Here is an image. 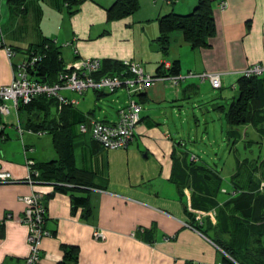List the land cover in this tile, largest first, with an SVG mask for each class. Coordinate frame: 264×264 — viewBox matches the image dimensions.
<instances>
[{
    "label": "crops",
    "instance_id": "0c3cea01",
    "mask_svg": "<svg viewBox=\"0 0 264 264\" xmlns=\"http://www.w3.org/2000/svg\"><path fill=\"white\" fill-rule=\"evenodd\" d=\"M115 2L0 0V88L12 84L15 64L46 44L57 56L46 62L45 76L32 75L39 81L57 83L84 58L134 60L152 75L178 60L184 76L220 73L222 88L198 78L175 88L156 82L139 97L141 122L126 151L106 150L91 136L92 120L114 124L125 108L104 105L108 91H62L77 104L46 102L33 115L42 135L20 137L7 120L14 113L23 126L9 102L10 114L0 117V173L13 183H0V264H27L22 199L35 192L52 234L42 241L40 264H264V77L252 121L231 127L226 118L241 73L264 67V0H214L216 32L207 45L193 49L174 32L167 51L151 50L159 20L190 14L199 0H138L137 12L111 19ZM6 48L17 52L12 61ZM25 148L37 163L58 162L54 182L26 181ZM96 231L106 240H96Z\"/></svg>",
    "mask_w": 264,
    "mask_h": 264
},
{
    "label": "built area",
    "instance_id": "2783aa9c",
    "mask_svg": "<svg viewBox=\"0 0 264 264\" xmlns=\"http://www.w3.org/2000/svg\"><path fill=\"white\" fill-rule=\"evenodd\" d=\"M225 1L220 3L221 10L226 9ZM5 46L0 43V48ZM10 61L17 56V52L11 48H6ZM41 61L39 55L27 56V58L14 65V79L10 86L0 88V117L10 114L9 102H13L14 107L18 111L19 104H28L36 97L46 96L57 98L60 107L69 104H77L76 101H68L62 95V91H72L83 94L89 90L108 91L115 93L120 89H127L131 97L145 94L152 85L158 81L169 82L172 87H178L187 78H198L200 81H208L214 89L222 88V75L220 73H202L176 76H158L152 75L146 71L143 64L127 60L122 62L123 68L118 74L97 75L102 70V61L98 59H80L76 65L60 74L59 80L55 84L42 83L32 76V69ZM164 68L169 70L170 63H164ZM264 67L256 65L250 67L241 73V78L263 77ZM132 100V99H131ZM143 107L141 103L132 100L131 103L119 112V120L114 124H108L101 121L92 120L91 136L104 149L109 151H126L132 145L137 128L141 122V114ZM5 124L0 123V135L4 134ZM17 132L22 137L25 133L34 134L32 130H25L19 123ZM81 132L88 131L87 126L82 124ZM42 135L43 133H36ZM33 152L32 148H25L26 167L28 176L26 181L34 186L33 176L38 177V173L33 170L35 161L28 157ZM0 183H13V179L9 173H0ZM264 187V184H263ZM27 208L25 210L23 221L29 227L28 242L30 246V254L27 264H40L42 258L41 245L43 239L51 237V232L46 228L47 208L44 204L43 196L40 193H33L22 199ZM96 240H106L104 232L96 231L94 234Z\"/></svg>",
    "mask_w": 264,
    "mask_h": 264
},
{
    "label": "trees",
    "instance_id": "16d2710c",
    "mask_svg": "<svg viewBox=\"0 0 264 264\" xmlns=\"http://www.w3.org/2000/svg\"><path fill=\"white\" fill-rule=\"evenodd\" d=\"M83 0H67L69 6L75 7L79 5ZM213 3L214 0H199L195 10L187 15L180 14H169L162 17L159 20V30L160 36L156 42L165 51L169 49L170 45V35L174 32L182 33L184 40L193 48L198 49L200 47L206 46V40L213 36L216 32V24L213 16ZM140 5L138 0H116L115 4L109 10L111 19H120L129 15L134 14L138 11ZM33 51V52H32ZM57 56V50L53 48L51 44H46L41 50H31L28 55L34 56L39 55L41 61H39L35 67L32 69V75H42L46 70V62L50 60V56ZM55 56V57H56ZM60 63V62H59ZM102 70L97 75H114L120 73L123 68L122 63L106 64L102 62ZM61 69V67H60ZM180 61H174L171 64V68L166 70L162 64L158 70V76H176L180 75ZM63 70L62 72H64ZM61 72V73H62ZM60 74V73H59ZM264 77V76H263ZM59 79V78H58ZM39 81V80H38ZM42 83H49L48 81H40ZM263 85L262 77H253L250 79L241 78L239 81V96L230 104L226 111L227 122L231 127H238L250 123L253 119V112L257 105V99L259 94V89ZM100 92V91H99ZM103 93V92H102ZM105 93V92H104ZM112 94V93H111ZM143 95V94H142ZM139 95L138 97H142ZM57 100L54 97L39 96L36 97L28 104L20 103L18 111H25L27 115V125L28 129L35 133L44 132L38 130L42 128L41 125L33 119V115L36 117L40 114V109L46 108V102ZM70 105V104H69ZM69 105H65L67 107ZM51 113V112H49ZM29 149V148H27ZM35 161V160H34ZM57 161H51L48 163H37L33 167V170L38 173V177L33 176L36 182H54L56 178L53 179L52 176L56 175L59 166ZM52 177V178H51ZM61 182V181H59ZM240 191H236L233 195H237ZM83 201L78 199L76 204L82 203ZM225 250V249H224ZM226 254L231 256V254L225 250ZM227 261V260H226Z\"/></svg>",
    "mask_w": 264,
    "mask_h": 264
},
{
    "label": "rangeland",
    "instance_id": "374dc122",
    "mask_svg": "<svg viewBox=\"0 0 264 264\" xmlns=\"http://www.w3.org/2000/svg\"><path fill=\"white\" fill-rule=\"evenodd\" d=\"M143 66L146 69L144 64H143ZM215 92H217V91H215ZM131 99L132 100H136V101L139 102V97L138 96L131 97L127 89H120L117 92L106 96L103 99V103H104V105H108L109 107H112L114 109V108H118L121 105H125V107L128 106L131 103V101H132ZM19 116H20V118L22 120L23 126L25 127V125L27 123V115H26L25 111L21 110L19 112ZM7 120L15 123V125H16L15 129H16L17 125H18V122L20 123V121L18 120V118L16 117V115L14 113L11 116H9L7 118ZM194 152H196V154H197L199 152V148H194Z\"/></svg>",
    "mask_w": 264,
    "mask_h": 264
},
{
    "label": "water",
    "instance_id": "95a60500",
    "mask_svg": "<svg viewBox=\"0 0 264 264\" xmlns=\"http://www.w3.org/2000/svg\"><path fill=\"white\" fill-rule=\"evenodd\" d=\"M161 49V46L159 44H155L151 47L152 51H159Z\"/></svg>",
    "mask_w": 264,
    "mask_h": 264
}]
</instances>
